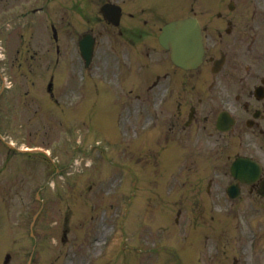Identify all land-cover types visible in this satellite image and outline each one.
I'll list each match as a JSON object with an SVG mask.
<instances>
[{"label":"rangeland","instance_id":"374dc122","mask_svg":"<svg viewBox=\"0 0 264 264\" xmlns=\"http://www.w3.org/2000/svg\"><path fill=\"white\" fill-rule=\"evenodd\" d=\"M10 3V0H0L1 53L8 56L1 63L5 67L2 68L4 75L13 80L17 90L29 84L25 65L19 67L18 62L25 56L38 60L31 53L38 56L51 52L48 49L51 46L44 51L28 36L32 30L18 27L15 21L19 13L8 10L7 4ZM56 4L54 6H58ZM66 13L60 8L63 19ZM2 19L15 24L13 34L7 28L2 30ZM57 24L63 29L59 22ZM71 29L59 37L62 41L60 50L62 57L69 59L65 62L68 69H73L79 81L83 62L77 45L71 44L75 27ZM10 36L13 38H7ZM44 36L43 30L36 35L37 38ZM40 42L45 45V41ZM103 45L100 44L99 48ZM96 65L101 69L102 60L91 68L93 76H97L92 73L96 72ZM157 71L153 76L152 72L143 73L145 78L141 84L140 74L131 75L135 78L132 79L134 83H128L129 93L126 90V101L120 107L112 108L109 94L102 90L98 94L92 88L82 90L85 85L80 82L78 86L82 95L70 105L63 101L58 106L42 98L31 102V107L37 105L38 112L29 116V121L41 122H30L27 130L21 124L28 121L19 119L25 113L22 104H27V96H17L18 105L14 104L15 120L10 134L12 141L19 146L23 143L49 146L55 161L33 154L24 162L29 165L21 168L23 173L19 169L0 168V202L5 203L6 208L5 213L0 214V223H6L0 228V264H4L7 251L11 257L6 264H25L33 243V264H177V256L181 258L179 264H232L231 232H226L231 229V216L213 210L214 184L224 185L230 179L226 155L231 153L232 137L228 133L221 137L220 150L214 145L213 137L198 129L197 122L187 128L182 127L178 119L177 127L169 128L173 111L176 114V105L171 110L168 98L158 106V96L163 91L161 84L169 78H158L156 89L147 87L149 83L153 85L152 80L161 72ZM42 77L39 72L31 74V78L37 81L31 87L32 93L40 97L43 95ZM103 83L109 92L118 94L109 89L110 80ZM137 84L141 85V90ZM166 84L169 86V82ZM176 84L178 82L174 81L173 96L181 92ZM72 93V89L68 90L67 96ZM192 96L199 106L198 95ZM92 101L97 103L91 108ZM52 119L65 122H60L58 129L51 127L52 132L43 129V126H51ZM150 119L155 122L151 130L143 133L140 129ZM134 128L141 134L134 135ZM89 148L91 151L84 154L83 151ZM4 159L0 150V167L4 165ZM12 160L21 163L16 155ZM51 162L70 168L69 174L65 175L63 171L62 177L56 175L60 169L55 170ZM130 171L136 174L135 180ZM49 180L51 185L52 180L55 181L54 187L47 184ZM210 180L213 194L209 196L206 184ZM36 192L40 198L36 197ZM34 216L33 234L30 235ZM219 221L223 237L213 233L219 228ZM207 233L208 244L201 247L202 235ZM222 246L227 247V251L214 255V251ZM169 247H175L178 255ZM254 249L259 252L260 247ZM245 260V264H251L248 256ZM261 262L264 264V260Z\"/></svg>","mask_w":264,"mask_h":264},{"label":"flooded vegetation","instance_id":"af4514ba","mask_svg":"<svg viewBox=\"0 0 264 264\" xmlns=\"http://www.w3.org/2000/svg\"><path fill=\"white\" fill-rule=\"evenodd\" d=\"M35 2L33 1V4ZM79 3V0L73 1L75 9H77ZM196 3L205 43L203 63H208L207 71L213 79L212 86L216 87L223 79L238 76L236 69H229L228 61L232 62L231 67H235L240 60L246 59L245 47L248 51L253 49V44L245 46V42L247 39L254 42L255 30L264 27V0H196ZM187 7H189L188 4ZM144 22H146V19H144ZM221 58L223 60L222 64L220 65L218 62L219 69L213 72L211 69L213 63ZM252 60L258 61L256 58H252ZM250 72V70H247L248 74ZM239 76L249 77L242 74ZM252 76L261 78V75L256 73ZM257 86H254L255 89H257ZM239 89L245 90L242 86H239ZM248 93L252 94L250 90H248ZM257 93L261 96L254 95L256 98H253L249 105L246 104V109L248 107L252 111V115L262 118L263 114L258 104L264 101V85L262 89H258ZM259 112L260 114H258ZM245 186H248L249 193L252 194L255 191L257 196L264 198V183L259 181V178Z\"/></svg>","mask_w":264,"mask_h":264},{"label":"water","instance_id":"95a60500","mask_svg":"<svg viewBox=\"0 0 264 264\" xmlns=\"http://www.w3.org/2000/svg\"><path fill=\"white\" fill-rule=\"evenodd\" d=\"M175 26L176 25L173 26V30H174ZM192 28H193V26H190V29H192ZM167 31L168 30L166 28V32ZM182 31H184V30H182ZM166 35H167V33L164 35V37H163L164 39H165ZM173 42H174L175 52H176L177 55L179 54V60L182 59V54L180 52H182V50L185 49V47H189L191 45H195V42L191 41L190 37H188L187 34L185 35V38H184V36L181 35V36L177 37L176 40L173 41ZM176 60H178V57H177Z\"/></svg>","mask_w":264,"mask_h":264}]
</instances>
